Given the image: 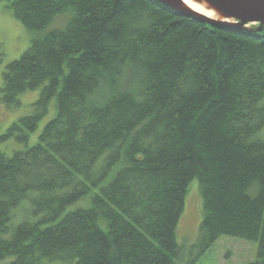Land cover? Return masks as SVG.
Segmentation results:
<instances>
[{"label":"trees","instance_id":"trees-1","mask_svg":"<svg viewBox=\"0 0 264 264\" xmlns=\"http://www.w3.org/2000/svg\"><path fill=\"white\" fill-rule=\"evenodd\" d=\"M30 31L0 100L39 89L0 143V264H178L198 181L200 252L220 235L264 264V25L180 16L153 0H0Z\"/></svg>","mask_w":264,"mask_h":264},{"label":"rangeland","instance_id":"rangeland-1","mask_svg":"<svg viewBox=\"0 0 264 264\" xmlns=\"http://www.w3.org/2000/svg\"><path fill=\"white\" fill-rule=\"evenodd\" d=\"M256 25H250L254 27ZM36 32L26 28L0 1V86L2 73L6 65L17 59L28 48L31 38ZM39 89L28 90L18 95L19 104L8 106L0 100V136L5 134L9 126L21 117L34 111V103L39 97ZM54 99L47 105L45 114L39 120L37 127L28 134L25 143L16 137H9L0 143V148L6 155H12L14 150H23L38 142V136L50 119L55 116ZM264 139V128L260 131ZM201 220V199L198 181H191L184 196V207L176 227V241L181 250L178 264H248L255 260L257 242L239 237L220 235L205 251L200 252L198 245V227ZM50 264H65L52 262Z\"/></svg>","mask_w":264,"mask_h":264},{"label":"water","instance_id":"water-1","mask_svg":"<svg viewBox=\"0 0 264 264\" xmlns=\"http://www.w3.org/2000/svg\"><path fill=\"white\" fill-rule=\"evenodd\" d=\"M179 14L180 16L197 18L212 25H226L238 29H245L246 24L264 25V0H207L227 17L234 19V23L209 19L184 9L172 0H153Z\"/></svg>","mask_w":264,"mask_h":264},{"label":"bare ground","instance_id":"bare-ground-1","mask_svg":"<svg viewBox=\"0 0 264 264\" xmlns=\"http://www.w3.org/2000/svg\"><path fill=\"white\" fill-rule=\"evenodd\" d=\"M173 3H178L181 7L189 10L195 14L207 17L209 19L234 23V19L227 17L216 6L207 0H172ZM250 25H257L255 23L246 24L244 27L250 28Z\"/></svg>","mask_w":264,"mask_h":264}]
</instances>
